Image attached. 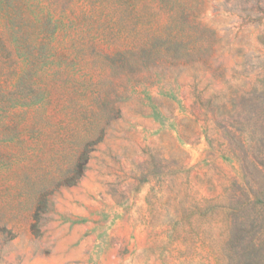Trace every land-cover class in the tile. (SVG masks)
<instances>
[{
	"label": "rangeland",
	"instance_id": "obj_1",
	"mask_svg": "<svg viewBox=\"0 0 264 264\" xmlns=\"http://www.w3.org/2000/svg\"><path fill=\"white\" fill-rule=\"evenodd\" d=\"M0 264H264V0H0Z\"/></svg>",
	"mask_w": 264,
	"mask_h": 264
}]
</instances>
